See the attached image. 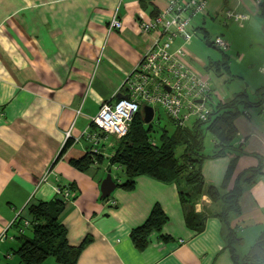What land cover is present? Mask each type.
I'll use <instances>...</instances> for the list:
<instances>
[{"label": "crops", "instance_id": "crops-1", "mask_svg": "<svg viewBox=\"0 0 264 264\" xmlns=\"http://www.w3.org/2000/svg\"><path fill=\"white\" fill-rule=\"evenodd\" d=\"M165 1L0 0V232L5 228L0 238V264H18L13 250L22 237L17 236L31 234L29 227L19 233L11 223L16 213L28 218L29 204L53 199L54 187L66 184H72L75 194L60 214L66 241L77 245L85 236L90 238L73 264H233L225 245V228L215 215L224 209L223 203L209 199L204 190L192 203L193 210L204 218L199 232L186 225L174 182L137 175L132 189L116 185L105 199L99 198L105 160L119 137L96 129L90 118L102 102H113L123 94L122 80L152 35L140 31L139 21L163 8ZM228 1H207L205 14L190 22L195 35L186 48L192 44L200 50L204 42L214 49L202 25L205 16L211 17L212 11L222 9ZM246 2L236 0L234 11L240 4L250 6L263 16L264 25V3ZM113 12L122 22L120 29L108 28ZM179 42L175 38L173 44ZM187 50L184 60L192 70L212 72L206 65L217 58H202ZM229 59L227 69L218 75L221 86L215 88L212 82L215 102L238 92L256 100V90L264 85V63L244 74L232 72ZM233 59L241 64L243 56ZM233 125L238 152L203 159L200 172L205 185L220 188L232 162L220 192L234 184L241 188L236 199L238 213H227L238 237L235 249L241 256L264 232V107L247 108L234 118ZM67 130L70 134L66 137ZM210 144L208 152L202 150L205 155L215 146L211 135ZM88 151L100 154L104 162L86 172L71 166L69 159ZM43 175L45 180L40 181ZM153 204L160 206L166 221L160 230L150 232L146 245L138 249L128 233L146 219ZM39 264L59 263L47 257Z\"/></svg>", "mask_w": 264, "mask_h": 264}, {"label": "trees", "instance_id": "trees-1", "mask_svg": "<svg viewBox=\"0 0 264 264\" xmlns=\"http://www.w3.org/2000/svg\"><path fill=\"white\" fill-rule=\"evenodd\" d=\"M218 50L221 52V57L215 61L209 60L206 65L207 71L212 70L217 75L227 69L228 60L227 55L221 49ZM256 91L258 98L254 101H250L245 92H238L228 100L214 102L211 114L204 122L196 121L190 126L182 127L174 125L167 118L172 125L170 131H167L165 126L157 131L153 128L152 121L144 123L141 111H137L128 124L127 132L119 136L116 148L105 160L106 168H110V173L113 166L119 169L123 179L120 180L118 177L112 179L121 188L132 189L134 178L142 174L161 182H174L177 185L179 202L184 208L186 225L194 232L203 229L204 218L193 210V198L204 190L212 201L220 200L224 209L215 215L220 218L225 228V245L233 264H264V232L257 236L241 256L236 253L234 241L238 240V237L229 225L227 213L231 210L238 213L236 199L241 188L234 184L230 190L220 192V188H224L228 179L232 162L227 167L220 188L212 184H204L200 164L208 157L215 158L233 151L238 152L240 145L234 142L236 129L233 120L249 107H264V85ZM202 126L215 141L214 149L209 155L202 152ZM154 132H157L156 136ZM178 146L181 147L179 154L175 153ZM103 162L104 158L100 154L91 151L81 157L69 159L71 166L82 172L96 169ZM58 186L68 188L72 194L61 200L57 199L60 195L56 194V197L49 201H39L27 206L26 215L30 222L28 227L31 229V234L17 236L22 237L19 245L13 250L18 258V264H39L47 257H52L59 264H73L81 249L90 240L85 236L77 245L67 243L66 230L60 222V214L64 203L75 194L72 184ZM181 186L188 189L185 190ZM165 221L166 215L160 206L153 204L146 219L130 229L128 236L132 245L142 249L147 243L149 233L160 230ZM13 225L18 228L20 222L15 221ZM166 238L167 236L164 235L163 239Z\"/></svg>", "mask_w": 264, "mask_h": 264}, {"label": "built area", "instance_id": "built-area-1", "mask_svg": "<svg viewBox=\"0 0 264 264\" xmlns=\"http://www.w3.org/2000/svg\"><path fill=\"white\" fill-rule=\"evenodd\" d=\"M208 0H166L165 6L149 17H142L139 29L150 33L151 39L145 46L139 60L122 80L121 88L125 97L115 101H104L90 118V123L105 134L123 136L128 124L141 106L159 107L176 126H187L191 122H204L211 114L213 87L207 72L192 70L185 62L188 54L186 44L195 35L190 22L205 14ZM264 3V0H254ZM225 18H232L241 26L245 15L231 9L224 11ZM121 20L116 12L110 17L108 28L120 29ZM175 38L180 42L173 44ZM217 48L224 49L227 43L220 36L211 41ZM69 130L65 132L69 136ZM115 169L116 166H113ZM45 180V175L40 181ZM55 193L68 198V188L54 187ZM20 222L17 228L30 225L29 219L16 213L11 223ZM5 228L0 232L4 235Z\"/></svg>", "mask_w": 264, "mask_h": 264}, {"label": "rangeland", "instance_id": "rangeland-1", "mask_svg": "<svg viewBox=\"0 0 264 264\" xmlns=\"http://www.w3.org/2000/svg\"><path fill=\"white\" fill-rule=\"evenodd\" d=\"M247 4L246 0H243ZM236 0H229L227 3L223 4L222 9H217L212 11L211 17L205 16V22L202 25L208 32V39L213 40L215 36H220L227 43V47L221 49L222 52L231 59H229V69L237 73L251 74L252 72L260 69L264 63V25H263V16L260 15V12H253L250 6L242 5L236 7V12H242L245 15V20L243 22V27H240L237 22L232 18H225L224 11L228 9H233ZM234 10V9H233ZM197 22V20H196ZM200 22V20H198ZM201 24V23H200ZM196 38V37H194ZM202 49L198 50L195 47H192V44L188 45L187 49L196 52L202 58L209 56L212 59H219L221 57V52L217 49L214 50L211 47L205 46L204 42H201ZM243 56V61L241 64L233 63V57ZM231 64V65H230ZM208 77L210 82L215 85V88L218 87V84L221 86V79L213 71L208 72ZM233 82H236L234 79ZM245 84V83H243ZM224 86V84L222 85ZM224 88L229 89L230 87L225 86ZM153 119L152 124L153 128L159 131L160 127L165 126L167 131H170L172 128L171 123L166 118L164 112L157 106L153 108ZM157 132L153 134L156 136ZM203 133V151L208 152L210 149V135L205 131L204 126H202ZM181 149L180 146L176 148L175 153L179 152ZM116 172L118 174H116ZM121 175L120 171L114 167L111 170V176L113 179L119 178ZM122 177V175L120 176ZM245 252V251H243ZM242 252V253H243ZM237 253V252H236ZM238 254V253H237Z\"/></svg>", "mask_w": 264, "mask_h": 264}, {"label": "water", "instance_id": "water-1", "mask_svg": "<svg viewBox=\"0 0 264 264\" xmlns=\"http://www.w3.org/2000/svg\"><path fill=\"white\" fill-rule=\"evenodd\" d=\"M207 45H210L208 40H205ZM214 49H218L217 46L211 45ZM125 97L124 95H118V98ZM141 114H142V121L144 123H149L153 118V109L150 105H142L141 106ZM116 183L111 177L110 168H106L105 174L99 180V198L107 197L110 192L115 188ZM57 199L61 200L62 197L58 196Z\"/></svg>", "mask_w": 264, "mask_h": 264}]
</instances>
